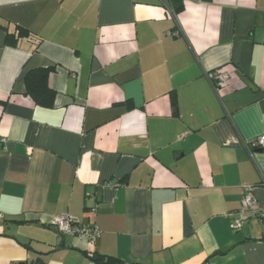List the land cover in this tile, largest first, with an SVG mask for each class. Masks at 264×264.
I'll return each instance as SVG.
<instances>
[{
	"label": "crops",
	"instance_id": "obj_1",
	"mask_svg": "<svg viewBox=\"0 0 264 264\" xmlns=\"http://www.w3.org/2000/svg\"><path fill=\"white\" fill-rule=\"evenodd\" d=\"M175 2L0 0V264H264V214L225 216L245 184L264 209V0Z\"/></svg>",
	"mask_w": 264,
	"mask_h": 264
},
{
	"label": "built area",
	"instance_id": "obj_2",
	"mask_svg": "<svg viewBox=\"0 0 264 264\" xmlns=\"http://www.w3.org/2000/svg\"><path fill=\"white\" fill-rule=\"evenodd\" d=\"M161 2L165 6L168 13L176 17L175 10L170 5L168 0H161ZM180 33V27H176L175 30L169 31L167 35L177 37L180 35ZM209 77L214 83V85L217 86L227 81L229 73L220 69H216L210 72ZM4 144L5 139L4 137L0 136V150L4 147ZM251 144L257 148L263 147L264 135L254 138ZM263 214L264 209L258 204V201L253 194V186L250 184H245L242 189L239 207L237 209L227 211L225 213V216L228 219L229 227L232 230H239L246 221L252 218L261 219ZM52 223L55 225V227L61 234L79 236L85 234L88 235L90 238H96L100 234V231L97 227L79 224L72 220V218L66 213L53 216Z\"/></svg>",
	"mask_w": 264,
	"mask_h": 264
},
{
	"label": "trees",
	"instance_id": "obj_3",
	"mask_svg": "<svg viewBox=\"0 0 264 264\" xmlns=\"http://www.w3.org/2000/svg\"><path fill=\"white\" fill-rule=\"evenodd\" d=\"M168 2L173 7V9L177 11L178 5L176 4L175 0H168ZM17 29L18 38L30 36V33L27 31V29L22 27H17ZM10 38H13V43H15L16 37H13V34L11 33H7L6 41H10ZM49 71L50 68L38 67L26 71L24 75L27 93L30 94L38 104L46 107L52 105L55 96V91L47 83V75ZM90 256L96 264H116L120 262L119 259L108 255L93 253ZM37 264L42 263L37 262Z\"/></svg>",
	"mask_w": 264,
	"mask_h": 264
}]
</instances>
